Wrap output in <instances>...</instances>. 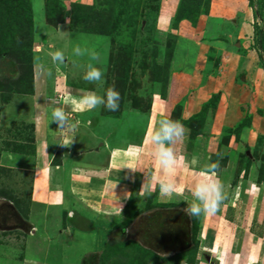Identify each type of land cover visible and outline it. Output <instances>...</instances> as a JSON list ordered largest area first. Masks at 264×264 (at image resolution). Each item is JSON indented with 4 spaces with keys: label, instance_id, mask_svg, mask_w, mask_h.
<instances>
[{
    "label": "rangeland",
    "instance_id": "rangeland-1",
    "mask_svg": "<svg viewBox=\"0 0 264 264\" xmlns=\"http://www.w3.org/2000/svg\"><path fill=\"white\" fill-rule=\"evenodd\" d=\"M25 2L33 17L29 37L25 30L21 32L25 14L13 2L9 7V33L19 38L18 43L11 44L7 36L2 39V25L7 24L0 15V161L5 152L31 156L43 140L46 162L53 170L61 166L57 170L64 173L60 182L53 180L65 189L74 186L76 194L64 191V202L59 206L55 202L46 208L30 206V169L27 165L17 169L0 164V264L20 262L23 252L42 262L47 247H51L48 264H100L108 243L129 241L151 250L159 259L147 257L136 263L124 249L119 253L124 257L123 264H221L228 260L231 245L244 235L251 232L264 236V68L259 56L264 62V50L258 45L264 21L255 2ZM77 46L85 50L84 55L74 54ZM58 50L64 53V63L52 61L50 53ZM89 64L103 70V90L115 85L119 91L117 111L103 106L80 111L78 101L84 90L103 94L96 84L83 79ZM25 97L42 102L48 109L64 107L75 131L69 126L60 129L52 122V112L46 119L45 109L42 117L38 115L43 123L41 130L38 125L13 118V113L17 115L13 112L16 101ZM69 99L75 101L73 108L66 107ZM163 118L178 120L188 130L174 149L189 161L193 156L198 158L195 171L218 162L227 198L214 214L193 216L188 211L198 178L195 172L178 169L174 179L183 193L160 195V168L148 138ZM20 133L23 137L18 136ZM69 140L73 141L66 143ZM101 142L105 151L102 159L91 153L101 150ZM65 145L74 150L66 151ZM78 145L83 154L92 155L78 156L82 154ZM137 145L145 148L146 157L141 161L147 164L142 175L132 174L134 163L129 167L122 161L118 165L130 172L121 169L108 174L107 170L105 176L91 179L86 188L73 184L68 162L75 166L77 161L88 159L107 169L108 155L114 159V153L135 150ZM121 155L128 162V155ZM123 183L129 185L125 208L116 213L109 201L117 197L115 186L121 188ZM142 185L150 187V194H142ZM4 191L14 195V202L4 198ZM80 202L93 209L96 217L88 224L86 218L72 212L69 232L70 223L64 220L67 216L61 206L79 207L76 203ZM83 206L79 208L84 213ZM91 216L89 213L88 218ZM34 225L36 233L27 235ZM60 225L63 229L68 226L69 233L60 234ZM194 225L195 242L191 234ZM48 236L53 241H47ZM210 244L218 255L204 248ZM222 250L223 257L219 256ZM118 257L108 258L103 264H116Z\"/></svg>",
    "mask_w": 264,
    "mask_h": 264
},
{
    "label": "crops",
    "instance_id": "crops-1",
    "mask_svg": "<svg viewBox=\"0 0 264 264\" xmlns=\"http://www.w3.org/2000/svg\"><path fill=\"white\" fill-rule=\"evenodd\" d=\"M27 98L25 97V99H19L16 101L18 103V105L16 106L17 108L14 109L13 112H16L17 115H15L13 113L12 117L17 119V120L19 119L20 121L28 122L29 125H30V123H32L33 125L35 124V127H36V125H38V126H40L39 130H41V129H43V127H42L43 123L41 122L40 117H42L43 114H45V118L47 117L46 119H48L49 118L48 116H49L50 112H52L53 108L48 109L47 107H45L43 105L42 102L37 101V103H35L34 99H31L30 97H27ZM74 105H75V101L69 99L66 107L68 106V107L73 108ZM42 109L46 110V112H44L43 114H42V112H43ZM38 115H40V117ZM37 119H39L40 122H37ZM50 128H52V127H50ZM54 129H56V128H54ZM46 130L50 133V130H48L47 128H46ZM24 131H26V129H24ZM18 136L23 137V133H20ZM41 137H39V138H41ZM69 137L71 138V136H69ZM42 141L43 140H40V142L37 143L38 145H36L34 147V153L31 156H29V155L24 156V154H21V153H11V152H10V154H8L7 152L3 153L1 155L0 164L3 167L17 168V169L23 168L24 165H27V167L30 169V173L32 174V177H33L32 182H31V188H30V191H31L30 196L28 194V197H30V202H29L30 206L32 204H40L41 206H44L43 208H46L52 202L53 203L55 202V204H57L59 206V205H61V203L64 202V199H63L64 191L67 192L66 190H68V192L71 193V196H73L74 193L76 194V192L72 190L74 186H71V188L69 186L70 189L69 188L65 189L61 186L58 187L56 182H58V181L60 182L62 180L61 178H62V176H64V173H62L61 171L59 172L57 170V169H60L61 166L58 167V165H56L57 167L54 168V170H53L49 161L46 162L45 157L43 156V153H42V146L44 144ZM63 144H64V142H63ZM78 147L82 153V154H78V156H81V157L82 156L85 157L86 155H90L92 153V154H95L94 156L97 155L99 158L102 159L103 153L105 152L103 149V147H104L103 142H101V144H100L101 150L96 151V152H91V153L88 152L86 154L85 153L83 154L82 149H80L82 147H80L79 145H78ZM65 148H66V151H68V152H70V151L72 152L74 150V148H71V147L66 146V145H65ZM134 148H135V150L134 149L129 150L128 152L123 150V151H119V153L118 152L114 153L116 147L113 148L111 150V153L113 152L115 154V157L113 159V158H111L110 155H108V157H107L108 160L105 161L107 169L103 168L104 166H102V163L99 164L98 162L97 163L91 162V161H88V159L82 160V161L79 160L76 162L77 163L76 165L80 166V163L82 164L80 168L76 167V165L71 166L72 162H68L67 165L68 164L70 165V168L68 167V172L71 175V178L72 179L74 178L73 184L79 183L83 188L84 187L86 188L87 185H90L89 181L91 179L94 180V178H96V177L105 176L107 173V170H108V174L112 170L121 171V169H123L126 172H128V171L130 172L131 170H128V168L126 169V167L121 166V164L118 165V163H122V161H124V164L126 166H129V167H130V165L132 166V163H134V171H131L132 174L138 175V173H141V175H142V171L146 170L145 166L147 164V163L141 161L143 159L142 157H144V156L146 157L145 151H144L145 148H142L138 145L135 146ZM136 148L138 150H136ZM89 149H91V148H88V150ZM121 154H125V157L128 155L127 156L129 158L128 162H125V160H122L121 156H124V155H121ZM74 156H76V155H74ZM65 158L66 157H64L63 160H65ZM63 160H62V163H63ZM110 160H111V162H110ZM109 163H110V165H109ZM63 165H64V163H63ZM18 167H20V168H18ZM100 168H103V169H100ZM54 178H55L56 182L53 180ZM114 181H115V179L111 180V182H114ZM123 185H121V188L117 187L119 185L115 186L117 188V191H118L115 194L117 197L115 198V200L112 199L111 202L109 201V205L116 207V210H118V211H114L116 213H119L122 208H125V206L123 207V205L126 202L125 196H126V192H128L127 186H129V185H127L126 187H125L126 184L123 183ZM53 186H54V188H53ZM83 188H80V189L84 191L85 189H83ZM105 194L106 193L103 191V196H105ZM76 204H79L80 205L79 207L83 206L81 204V202L76 203ZM79 207L76 205H73V206L70 205L66 208H64L63 205L61 206L62 211H65L66 216H67V217H65L64 220L65 221L68 220L70 223L69 232L71 231L72 219H74L72 212L77 217L80 216V217L86 218L88 221V224H90L93 221V220H91L92 218L96 217L95 216L96 213H95V211H93V209L89 210L83 206V208L86 209V211L83 213V211L80 210ZM74 208H77V209L79 208L78 209L79 211H76V209H74ZM92 211H93V214H92ZM89 213H91V215H92L91 217H89L90 219L88 218ZM98 221H99V219L97 220V222ZM58 223H59V221H58ZM33 228H34L33 232L30 234H27V235L30 236V235L36 233L35 225ZM60 228H61V225H60ZM61 229L59 230L60 234L62 231H64V232H62L64 234L69 233L68 232V226H66L65 229H63V227ZM46 239L49 242L53 241V238H51L50 236H48V238H46ZM236 241H238V240H236ZM24 247H23V250H24ZM209 247H212V245L211 244H210V246L205 245L204 248H206L212 254L218 255V253H216V251H214L215 250L214 247H212V248H209ZM54 250L57 251L56 248ZM219 250H221V249H219ZM50 251H51V247H47V252H46V256H45L46 258H44V260L42 262H40L36 259H31L29 257H26L24 252H23V255L21 256L22 259H20L21 261L20 262L16 261V262H18L16 264H48L47 257L49 256ZM52 251H53V248H52ZM228 254H230L228 256V260L226 262L221 261L222 262L221 264H264V236L263 235L262 236L256 235L254 233L252 234L250 232V234L248 233V235H244L243 239L241 238L240 241L233 243L231 245V252L228 251ZM219 256H221V257L224 256L223 250L220 252ZM49 264H50V262H49Z\"/></svg>",
    "mask_w": 264,
    "mask_h": 264
},
{
    "label": "clouds",
    "instance_id": "clouds-1",
    "mask_svg": "<svg viewBox=\"0 0 264 264\" xmlns=\"http://www.w3.org/2000/svg\"><path fill=\"white\" fill-rule=\"evenodd\" d=\"M74 54L77 56L84 55L85 50L79 46L74 48ZM53 63H64L65 56L62 51L50 53ZM94 58L97 60L98 57ZM18 75V74H17ZM83 79L88 83H94L98 89L103 90L104 72L101 68L89 64L83 75ZM120 93L116 90L115 85L109 86L103 90L101 95L97 90H84V95L79 98L78 106L80 111L93 110L101 106L110 111H117L120 106ZM70 114L63 107H55L52 109V122L57 124L60 129L69 126L75 131L76 126L69 124ZM158 127H155L152 135L148 138L152 147V154L155 157L160 168V176L158 178L160 195L163 197H171L173 193L179 191L181 194L184 189L179 187L175 182V174L178 169L184 171L195 172L196 177L192 189V203L189 206V213L193 216H199L201 213L214 214L217 212L227 198L225 185L218 175L219 164L210 163L205 165L198 172L194 166L198 163V158L193 156L191 160H187L183 155H177L174 145L178 141H182L185 137L187 129L178 120L163 118L159 120ZM72 141H66L71 143ZM253 187H256L253 185ZM150 194V187L142 185V194ZM122 211V209H121Z\"/></svg>",
    "mask_w": 264,
    "mask_h": 264
},
{
    "label": "trees",
    "instance_id": "trees-1",
    "mask_svg": "<svg viewBox=\"0 0 264 264\" xmlns=\"http://www.w3.org/2000/svg\"><path fill=\"white\" fill-rule=\"evenodd\" d=\"M250 1H251V3L255 2L258 5L257 6L258 7L257 13L261 17V20L264 21V0H250ZM1 2H2V5L0 4V15H1V18L3 19L2 22L7 24V25H2V26H4L2 28V30H4V35H3L2 39H4V37L7 36L6 40L7 41L10 40L11 44L12 43L16 44V43H18L20 41L19 38L12 37L11 34L9 33L10 32V29H9L10 27H9L8 24L10 22H12V20L10 18V10H9L10 2H13L14 5L16 7H18L20 10H22V12L25 14V21H24V24L21 27V32L23 30H25L27 37H29L30 34H31V31H32V23H33L32 19H33V17H32V12L29 11V10H26V7H25L26 2H25V0H1ZM258 41H259L258 45H259L260 49L264 50V33L263 32H260V34L258 36ZM3 42H4V40H3ZM5 53H6V49H5V51L2 52V55H4ZM259 56H260V60H261V65L264 68V62L262 60L263 57H262V55H259ZM1 192H2V190L0 191V194H1ZM7 192H9V191L7 190ZM30 192L31 191L29 189V196H30ZM5 193H6V191H4V194H2V195H4V198L9 199L10 201L14 202V200H15L14 199L15 197H13L14 195L11 194V193H6V194ZM28 198L30 200V197H28ZM16 204H18V202ZM18 211H19V209H18ZM163 221H164V219H163ZM163 221H162V223H163ZM196 232H197V225H194V228L191 229L192 240L194 242H195ZM143 239L147 240L146 236L143 237ZM197 244L198 243H197V240H196V245ZM153 246L154 245H152V247ZM124 249L130 251L131 256H133L132 260H134V262H136V263H140V262L144 261L145 260L144 258H147V257L153 258V259H155L157 257L154 254V252H152L151 250H148V249L145 250V248L142 245L140 246V244L136 243L135 241H129L128 243H119V244L118 243L117 244L116 243H108L107 246H106V249H105L106 251L101 256V258L99 260V263L103 264V263L106 262V260L108 258H111V257L114 258L116 256H119L118 258L120 260L118 259L116 264H123L125 262L124 259H123L124 257H122V255L119 254V253H120V251H122ZM113 261H114V259H113Z\"/></svg>",
    "mask_w": 264,
    "mask_h": 264
}]
</instances>
